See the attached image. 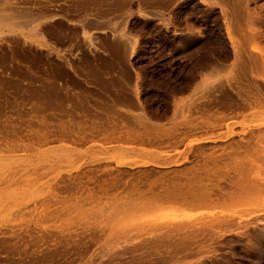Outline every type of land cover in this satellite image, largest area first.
I'll return each mask as SVG.
<instances>
[{
  "label": "rangeland",
  "instance_id": "obj_1",
  "mask_svg": "<svg viewBox=\"0 0 264 264\" xmlns=\"http://www.w3.org/2000/svg\"><path fill=\"white\" fill-rule=\"evenodd\" d=\"M0 107V264H264V0H0ZM142 124L157 142H114ZM199 148L210 198L126 220L84 197Z\"/></svg>",
  "mask_w": 264,
  "mask_h": 264
},
{
  "label": "bare ground",
  "instance_id": "obj_2",
  "mask_svg": "<svg viewBox=\"0 0 264 264\" xmlns=\"http://www.w3.org/2000/svg\"><path fill=\"white\" fill-rule=\"evenodd\" d=\"M2 108L3 107H0V112L2 111ZM95 108L93 107L92 110L94 111ZM85 109H83V111ZM89 113H91V112H89ZM91 116H93V115H91ZM98 117H100V116H98ZM210 117H212L214 119H220V118L222 119L223 117H225V114L224 113L214 114V113L211 112L210 113ZM106 121L111 123V121L105 120V122ZM83 124H82V127L84 126ZM91 124L93 125L94 123H91ZM108 126H107V128H109ZM115 126L117 128L118 127L120 128L121 125L120 126H117V124L113 125V127H114L113 129L116 128ZM213 126H215V124L208 123V125H207V127H213ZM232 126L233 125L230 124V123L227 124V128H229V129ZM61 127H63V126L61 125ZM95 127H99L100 128V127H104V126H101V124H100V126L97 125ZM141 127H142V130L140 129V131H136L135 128L134 129L131 128L132 133L128 132V131H126V133H125V131H123L122 133H125L124 134L125 137L120 135L121 137H123L122 140L121 141H114V142L117 143V145H120L118 143L122 144V143H134V142H136L135 143V145H136L137 143L141 144V143H144V142H150V143L157 142L156 140H154V136H151V138H150L149 137L150 135H149L147 137L145 132L148 129L156 130V128H158V125H153L152 126V125L142 124ZM133 130H135V132ZM137 130H139V129H137ZM79 131H81V129ZM62 132L63 133L66 132L64 128H60L59 134H61ZM115 132L118 133L120 131H115ZM8 133L11 134V132H9V131H8ZM15 133H16V131H15ZM92 133L94 134L95 131L92 132ZM97 133H98V131L96 132V134ZM30 134L31 135L36 134L35 137H36L38 142L39 141H46L47 137H48V133L45 132V131L44 132H42V131L41 132H39V131L37 132L36 130H34V131H31ZM99 134L100 133H98V135ZM110 134L112 135V134H114V132L110 133ZM98 135H89V137L90 136H94V137L97 138ZM68 136H67V138H68ZM84 136H87V135H84ZM84 136H82V137L84 138ZM121 137L119 139H121ZM116 139L118 140V138H116ZM216 139L217 138L212 136V137H208V139L207 138L201 139L200 141H202V142L213 141L214 142V141H216ZM102 140H103V138H102ZM106 140H108V139L106 138ZM109 140H111V139H109ZM168 141L170 142L169 138H168ZM191 142H189L187 145H189ZM194 142H196V141H194ZM160 144H162V143H160ZM4 145L8 146V147H11V148H13V147H19V148L24 147L25 148V147H28V146L30 147L31 144H29V142H20V143H18V142H13V141H11V142L6 141L4 143ZM235 145L237 147H239L237 145V143ZM136 146H138V145H136ZM229 146H230V148L232 150H234L233 149L234 147H232L231 142H229ZM213 148L214 147H212V149ZM119 149H121V148H119V146H118L116 151H120ZM132 149H134V148H132ZM212 149L210 148V150H212ZM204 151L205 150H203V148H199L196 151V155L200 156V157L198 156L199 157L198 160H200V162L196 161L195 164L185 165V166H183V168L180 167V170H178V171H175V172L174 171L173 172H161V173H159L157 175L155 174L156 176H154L152 178L151 177L149 178L150 172L147 171V170H143L142 173H138L136 176L134 175L133 179L129 180L130 183H127V184H130V185L128 187L126 186V187L123 188V187L119 186L121 188H116V190H115V189H111L113 187L110 188V187H105L104 186V187L100 188V193L99 194L96 193L97 190L86 189L87 190V196H84V197H86V199L88 198V200L90 199V200L93 201V200L98 199L99 197L105 196L106 200H108L105 203L110 204L109 208L111 210L109 211L108 206L106 208L107 211L111 212L110 216H117L118 215V216H121L120 217L121 219L124 218L126 220L129 219L128 217H130V219H132V217H134V216L142 218V217H147V216L149 217V216H155V215H161V214L163 215V213L166 211L165 208H167L165 206V204H164L165 202L182 201L184 203H190V202H193V201L197 202L198 200H204L206 197L210 198L211 195L212 194H216V192L214 193L213 188L207 187L205 184L203 185L201 183H203V179L204 178L208 179V176H210L211 174H214V173L219 171V170H215L216 168L219 167V165H218L219 161H218V157L215 155L216 152L214 153L213 151H209L208 153H204ZM120 153H123V152H120ZM116 163L119 164V165H127L129 167L140 165L139 163H134V162L132 163V162H128V161H125V160H120V161H118ZM149 163L151 164L150 166H152V165L160 166V164H158L155 161H149ZM209 163H210V165H209ZM166 164H170V163H166ZM143 165H148V163L147 164L145 163ZM108 173L111 174L110 172H108ZM117 174L121 175L122 172L120 170H118ZM120 181L121 180H117L116 179V182L121 183L122 181L121 182ZM196 182H197V184L199 183V185L196 186L195 185ZM82 198H83V196H82ZM82 200H84V199H82ZM114 203L117 204V205L113 206ZM118 203H119V205H118ZM111 204H112V206H111ZM105 206H106V204H105ZM105 206H103V207L101 206V208H104ZM96 209L98 210V208H96ZM164 209H165V211H163ZM166 214H167V212H166ZM126 216H127V218H126Z\"/></svg>",
  "mask_w": 264,
  "mask_h": 264
},
{
  "label": "crops",
  "instance_id": "obj_3",
  "mask_svg": "<svg viewBox=\"0 0 264 264\" xmlns=\"http://www.w3.org/2000/svg\"><path fill=\"white\" fill-rule=\"evenodd\" d=\"M119 74V73H118ZM123 76H120V77H116V78H122ZM134 143H136V142H134Z\"/></svg>",
  "mask_w": 264,
  "mask_h": 264
}]
</instances>
